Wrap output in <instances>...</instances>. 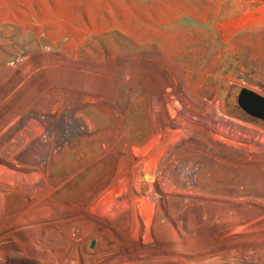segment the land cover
<instances>
[{"label":"bare ground","instance_id":"6f19581e","mask_svg":"<svg viewBox=\"0 0 264 264\" xmlns=\"http://www.w3.org/2000/svg\"><path fill=\"white\" fill-rule=\"evenodd\" d=\"M130 78L127 69L119 90L111 85L100 99L78 87L85 105L74 106V88L66 90L62 134L44 124L26 155L8 158L13 171L0 167V264H264V144L254 142L263 130L216 104L185 114L178 95L167 107L153 106L154 131L140 147L119 97ZM87 107L104 114V127L82 112L74 119ZM219 123L247 135L229 138V145ZM91 141L100 143V153L83 168L104 163L107 180L86 202L64 199L51 162ZM13 144L10 154H18L24 143ZM111 190V200L102 202ZM173 206L194 208V217L180 223ZM92 239L97 243L89 248Z\"/></svg>","mask_w":264,"mask_h":264},{"label":"rangeland","instance_id":"374dc122","mask_svg":"<svg viewBox=\"0 0 264 264\" xmlns=\"http://www.w3.org/2000/svg\"><path fill=\"white\" fill-rule=\"evenodd\" d=\"M127 69L130 88L119 97L130 109L126 123L138 146L154 131L153 106L167 107L178 95L185 114L207 113L216 104L223 114L261 128L254 142L264 144V121L237 105L242 88L264 97V0H0V167L13 171L8 158L26 155L44 124L62 134L66 90L74 88V106L85 105L78 87L82 94L108 97ZM81 112L97 127L106 125L104 114L88 107L74 119ZM217 127L229 145L232 137L247 135L224 123ZM18 140L23 148L10 154ZM100 149L98 141L78 144L51 162L64 199L86 202L107 180L104 163L83 168ZM114 190L101 201L111 200ZM172 214L181 223L195 209L173 206ZM96 243L92 239L88 247Z\"/></svg>","mask_w":264,"mask_h":264},{"label":"water","instance_id":"95a60500","mask_svg":"<svg viewBox=\"0 0 264 264\" xmlns=\"http://www.w3.org/2000/svg\"><path fill=\"white\" fill-rule=\"evenodd\" d=\"M237 105L248 115L264 121V97L242 88L237 96Z\"/></svg>","mask_w":264,"mask_h":264}]
</instances>
